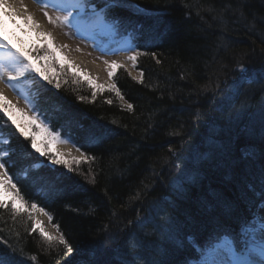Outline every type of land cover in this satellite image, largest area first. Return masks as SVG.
Here are the masks:
<instances>
[{
  "label": "trees",
  "instance_id": "trees-1",
  "mask_svg": "<svg viewBox=\"0 0 264 264\" xmlns=\"http://www.w3.org/2000/svg\"><path fill=\"white\" fill-rule=\"evenodd\" d=\"M82 1L142 75L121 65L96 89L35 48L49 76L26 79L32 106L84 157L52 167L33 145L45 129L0 106V163L25 200L0 202V264H219L225 249L245 264L264 205V0Z\"/></svg>",
  "mask_w": 264,
  "mask_h": 264
},
{
  "label": "rangeland",
  "instance_id": "rangeland-1",
  "mask_svg": "<svg viewBox=\"0 0 264 264\" xmlns=\"http://www.w3.org/2000/svg\"><path fill=\"white\" fill-rule=\"evenodd\" d=\"M15 1L24 9L26 15L27 22L19 26L23 30L22 32L26 35L24 38L25 40L28 41L30 37H39L41 34V20L44 19L50 26L47 39L56 47L63 61L70 62L72 66H74V58L79 54H90L101 60H106L109 57L113 58L117 55L123 56V52L127 50L130 53V60L132 62V66L128 67L133 71L132 73L135 76L139 77V71L134 67L136 52L132 49L130 41L128 38H114L113 29L111 26L103 23L100 17H96L91 22L81 19L76 22V25L81 24L82 26H73L72 24L64 22L58 15L60 14V12H58L59 9L47 5L45 0H42V2H37L36 0ZM55 1L68 5L69 12L72 14L80 15L82 12V5L79 4L77 0ZM0 33L4 34L9 41L12 40L16 44L18 43L7 26L0 27ZM26 49L28 50V46L25 47V50ZM1 50L2 49L0 48V51ZM1 66L2 61L0 60V74ZM26 66H29V64L24 61L22 55H20L19 59L6 61L4 64V70L8 74L14 76L11 81H6L4 85L6 90L14 94L15 97V103L12 105L11 115L20 122H27L28 120L36 119L39 120L35 117L34 112L31 111L25 93L15 84V81L24 77L23 75H26L27 72L32 70L30 66ZM109 82L104 87L109 86L111 84ZM56 136L57 135H53L52 137H48V139L50 140V147L59 151V146L65 144L66 141H63ZM42 138L43 136H40V139ZM41 144L42 143L38 140L37 145L43 147ZM71 151L73 157L78 154L76 149L72 148ZM57 160L64 161L67 164L71 162L63 155H59ZM257 222L258 225L257 223H252L251 228L247 230L248 238L252 239V243L254 244L248 254L247 259L249 264H264V205L259 212ZM224 254L227 255L222 257L219 264H232L234 261H238L236 260L235 253L232 249ZM209 261L212 260L207 258L206 262L208 264H215L210 263Z\"/></svg>",
  "mask_w": 264,
  "mask_h": 264
},
{
  "label": "bare ground",
  "instance_id": "bare-ground-1",
  "mask_svg": "<svg viewBox=\"0 0 264 264\" xmlns=\"http://www.w3.org/2000/svg\"><path fill=\"white\" fill-rule=\"evenodd\" d=\"M27 22L24 9L15 0H0V27L7 26L14 38L17 40L18 44L25 45V34L23 30L19 27ZM50 26L42 19L41 20V34L38 38L47 37L49 34ZM29 37V36H28ZM27 37V38H28ZM38 38L33 39L34 41ZM25 40V41H24ZM31 37L28 42L33 41ZM2 39L0 38V47ZM123 56L109 57L106 60H101L98 57L91 56L90 54H79L74 58V67L80 70L86 76H91L99 84L106 85L110 81V72L114 67L120 63L124 62L131 66L130 54L128 51L123 52ZM20 55L18 53L0 51V60H2L1 74H0V100H8L13 105L15 103L14 94L6 90L5 82L12 80L14 76L8 74L4 70V64L10 59H19ZM72 147L68 144H63L59 146V151L61 154L65 155L68 159L72 157ZM16 195V191L12 187L7 175L3 171L0 165V200L8 196L9 200L13 199ZM38 221L43 227L47 235H52L55 233V229L50 225V222L42 212L38 214ZM250 229V228H248Z\"/></svg>",
  "mask_w": 264,
  "mask_h": 264
},
{
  "label": "water",
  "instance_id": "water-1",
  "mask_svg": "<svg viewBox=\"0 0 264 264\" xmlns=\"http://www.w3.org/2000/svg\"><path fill=\"white\" fill-rule=\"evenodd\" d=\"M4 199H8V196H6ZM36 219H37V222H36V226H38V225H40V223H39V221H38V214L36 215ZM41 228V230H43L44 231V229H43V227L42 226H40ZM126 230V229H125ZM124 230V231H125Z\"/></svg>",
  "mask_w": 264,
  "mask_h": 264
}]
</instances>
